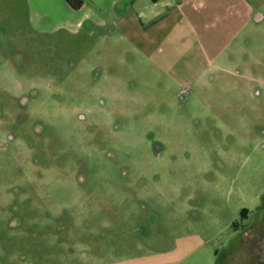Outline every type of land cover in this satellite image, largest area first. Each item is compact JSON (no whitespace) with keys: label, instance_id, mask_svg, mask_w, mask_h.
<instances>
[{"label":"rangeland","instance_id":"rangeland-1","mask_svg":"<svg viewBox=\"0 0 264 264\" xmlns=\"http://www.w3.org/2000/svg\"><path fill=\"white\" fill-rule=\"evenodd\" d=\"M81 1L0 0V264H264V0Z\"/></svg>","mask_w":264,"mask_h":264},{"label":"crops","instance_id":"crops-1","mask_svg":"<svg viewBox=\"0 0 264 264\" xmlns=\"http://www.w3.org/2000/svg\"><path fill=\"white\" fill-rule=\"evenodd\" d=\"M58 2H62L63 3V6L65 9H67L69 12L71 11H74L66 2V0H56ZM92 2H96L98 3V8L100 11H103L104 13L105 12H108L109 10H111L112 8V5L115 4V3H119L121 1H124V0H91ZM126 1V0H125ZM132 1V0H130ZM159 0H157L156 2H154V4H156ZM84 8V4L82 5V7L77 10V11H80ZM248 10V13L250 14L252 11L250 8L247 9ZM35 11V10H34ZM253 18L256 20V21H260L262 19V17L258 14V13H255L253 15Z\"/></svg>","mask_w":264,"mask_h":264},{"label":"trees","instance_id":"trees-1","mask_svg":"<svg viewBox=\"0 0 264 264\" xmlns=\"http://www.w3.org/2000/svg\"><path fill=\"white\" fill-rule=\"evenodd\" d=\"M151 1L156 2L157 0ZM66 2L73 10H79L83 5L81 0H66Z\"/></svg>","mask_w":264,"mask_h":264},{"label":"flooded vegetation","instance_id":"flooded-vegetation-1","mask_svg":"<svg viewBox=\"0 0 264 264\" xmlns=\"http://www.w3.org/2000/svg\"><path fill=\"white\" fill-rule=\"evenodd\" d=\"M154 145H155V146H159V143L154 142ZM156 148H157V147H156ZM157 154H159V153H157Z\"/></svg>","mask_w":264,"mask_h":264}]
</instances>
